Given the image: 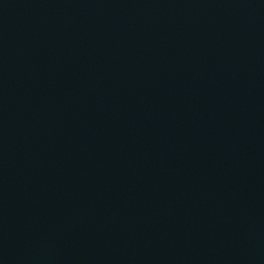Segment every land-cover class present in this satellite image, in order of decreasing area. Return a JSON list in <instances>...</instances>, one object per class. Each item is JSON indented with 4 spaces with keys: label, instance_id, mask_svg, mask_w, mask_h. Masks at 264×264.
Wrapping results in <instances>:
<instances>
[{
    "label": "water",
    "instance_id": "obj_1",
    "mask_svg": "<svg viewBox=\"0 0 264 264\" xmlns=\"http://www.w3.org/2000/svg\"><path fill=\"white\" fill-rule=\"evenodd\" d=\"M0 264H264V0H0Z\"/></svg>",
    "mask_w": 264,
    "mask_h": 264
}]
</instances>
